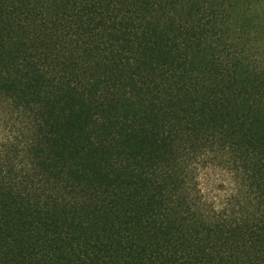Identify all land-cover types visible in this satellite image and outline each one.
Listing matches in <instances>:
<instances>
[{
    "label": "trees",
    "instance_id": "obj_1",
    "mask_svg": "<svg viewBox=\"0 0 264 264\" xmlns=\"http://www.w3.org/2000/svg\"><path fill=\"white\" fill-rule=\"evenodd\" d=\"M0 264H264V0H0Z\"/></svg>",
    "mask_w": 264,
    "mask_h": 264
},
{
    "label": "rangeland",
    "instance_id": "obj_2",
    "mask_svg": "<svg viewBox=\"0 0 264 264\" xmlns=\"http://www.w3.org/2000/svg\"><path fill=\"white\" fill-rule=\"evenodd\" d=\"M222 180H225L224 181L225 185H230L228 178L222 179V175L219 171H213L205 179H202V187L204 188L205 191L209 192L210 195L214 194L220 196L223 194V191H221L220 189V182Z\"/></svg>",
    "mask_w": 264,
    "mask_h": 264
}]
</instances>
